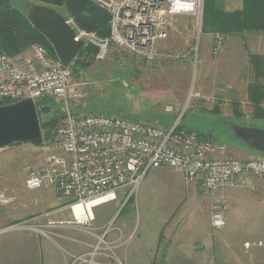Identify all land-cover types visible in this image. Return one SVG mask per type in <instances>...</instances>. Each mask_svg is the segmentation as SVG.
Listing matches in <instances>:
<instances>
[{
	"label": "rangeland",
	"instance_id": "374dc122",
	"mask_svg": "<svg viewBox=\"0 0 264 264\" xmlns=\"http://www.w3.org/2000/svg\"><path fill=\"white\" fill-rule=\"evenodd\" d=\"M11 2L26 13L33 3H40ZM218 5L235 11L242 8L243 0H219ZM61 12L68 14L65 7ZM69 21L81 35L94 33L81 29L72 18ZM202 26L203 17L201 22L188 15L169 17L167 37L156 41L151 59L116 45L104 60L93 53L86 56L90 64L84 70H73L68 98L38 105L44 140L56 138L69 110L120 115L155 125H170L182 116L185 127L212 136L223 146L224 157L251 159L264 155L237 134L241 126L264 129V114L257 117L254 102L264 110V88L258 100H253L249 92L254 81L251 56H264V30L246 31L243 36L224 34V45L215 54L214 33L204 32ZM31 44L17 56L29 55ZM259 83L264 85V77ZM42 161L43 151L29 143L0 150V190L7 191L11 199L0 203V234H43L73 255L69 264H88L89 257L84 263L81 256L90 251L93 259L103 257L105 240L111 233L136 232L145 223L162 220L169 225L176 219H196L202 209L211 229L214 204L224 200L229 210L222 232L235 240L240 237L237 234L249 238L250 248L255 246L258 259H264V176H250L247 183L221 187L209 195L199 191L195 183H187L176 169L153 168L135 192L122 188L115 200L107 202L116 205L113 217L101 210L93 220L78 222L71 210L72 199L53 188L25 187L27 167ZM234 216H240L235 226ZM18 225L22 228L5 231ZM163 230L166 233V227Z\"/></svg>",
	"mask_w": 264,
	"mask_h": 264
},
{
	"label": "built area",
	"instance_id": "2783aa9c",
	"mask_svg": "<svg viewBox=\"0 0 264 264\" xmlns=\"http://www.w3.org/2000/svg\"><path fill=\"white\" fill-rule=\"evenodd\" d=\"M92 1L110 13L111 35L101 38L77 31V39L95 45L100 60L108 57L112 45L153 58L156 41L167 37V19L188 15L201 22L205 5V0ZM224 42L223 34L214 33L215 54ZM72 73V65L52 59L39 43L32 44L25 57L0 53V105L27 98L36 104L66 99ZM181 118L170 125H155L120 115L69 110L56 138L38 147L43 161L27 167L24 185L29 190L53 188L72 199L71 210L80 222L76 205L94 208L115 200L117 191L125 187L133 193L153 168L181 170L187 183L202 180L200 188L209 195L221 187L247 183L250 176H264L263 154L251 159L224 157V147L212 136L185 127ZM10 200L9 193L0 190V203ZM228 210L224 200L215 202L214 229L226 227ZM21 228L11 226L5 231Z\"/></svg>",
	"mask_w": 264,
	"mask_h": 264
},
{
	"label": "crops",
	"instance_id": "0c3cea01",
	"mask_svg": "<svg viewBox=\"0 0 264 264\" xmlns=\"http://www.w3.org/2000/svg\"><path fill=\"white\" fill-rule=\"evenodd\" d=\"M175 171L183 175L181 170ZM195 185L200 191L199 182ZM115 207L111 203L94 207L91 220L101 210H106L105 216L113 217ZM201 212L202 209L196 219H176L169 225L157 220L139 226L136 232L132 229L123 235L111 233L105 240L104 256L93 259L88 251L81 256L82 262L87 263L89 257L88 264H264V259H258L255 246H246L249 238L240 234H237L238 240L230 238L223 229H214L212 223L210 229L208 219L203 218ZM236 218L240 216H234L233 226ZM72 256L55 239L34 231L0 234V264H69Z\"/></svg>",
	"mask_w": 264,
	"mask_h": 264
},
{
	"label": "trees",
	"instance_id": "16d2710c",
	"mask_svg": "<svg viewBox=\"0 0 264 264\" xmlns=\"http://www.w3.org/2000/svg\"><path fill=\"white\" fill-rule=\"evenodd\" d=\"M35 1L55 7L61 14V7H65L68 14L67 16L63 15L66 19L72 18L83 30L94 32L101 38L111 35L110 13L92 0ZM218 3L219 0H205L202 26L204 32L243 36L246 31L264 30V0H243L242 8L235 11H226ZM31 43L43 45L51 58L58 60L53 46L33 28L27 18V13L21 11L11 0H0V53L15 57ZM88 45L75 59L72 71L86 69L90 64L86 60V56L91 53L97 54L98 48ZM251 64L253 66L254 81L249 85V92L253 100H258L261 95L260 89L264 88V85L259 83V79L264 77V56H251ZM254 102L258 110L256 115L260 117L264 114V110L258 102ZM41 103L45 102H37V107Z\"/></svg>",
	"mask_w": 264,
	"mask_h": 264
},
{
	"label": "water",
	"instance_id": "95a60500",
	"mask_svg": "<svg viewBox=\"0 0 264 264\" xmlns=\"http://www.w3.org/2000/svg\"><path fill=\"white\" fill-rule=\"evenodd\" d=\"M27 18L53 46L58 60L65 66L72 65L86 46L84 39H77L76 28L55 7L33 3L27 11ZM237 134L248 140L257 152L264 153V129L241 126ZM17 143H29L35 147L44 144L37 105L32 98L0 105V150Z\"/></svg>",
	"mask_w": 264,
	"mask_h": 264
},
{
	"label": "bare ground",
	"instance_id": "6f19581e",
	"mask_svg": "<svg viewBox=\"0 0 264 264\" xmlns=\"http://www.w3.org/2000/svg\"><path fill=\"white\" fill-rule=\"evenodd\" d=\"M93 205L88 204L87 206L76 205L74 208L75 214L81 219L80 222L86 221L88 219L91 220Z\"/></svg>",
	"mask_w": 264,
	"mask_h": 264
}]
</instances>
